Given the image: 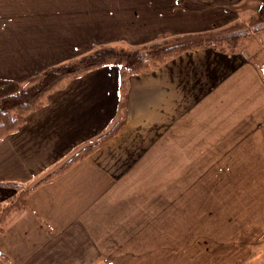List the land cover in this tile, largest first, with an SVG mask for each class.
<instances>
[{
	"label": "crops",
	"instance_id": "crops-1",
	"mask_svg": "<svg viewBox=\"0 0 264 264\" xmlns=\"http://www.w3.org/2000/svg\"><path fill=\"white\" fill-rule=\"evenodd\" d=\"M263 2L0 0V97L94 49L250 24ZM243 47L200 45L135 74L106 64L53 89L0 137V205L12 183L30 188L1 221L0 264H140V217L142 235L163 215L156 183L196 219L205 192L230 201L250 175L245 197L264 209V39Z\"/></svg>",
	"mask_w": 264,
	"mask_h": 264
},
{
	"label": "rangeland",
	"instance_id": "rangeland-1",
	"mask_svg": "<svg viewBox=\"0 0 264 264\" xmlns=\"http://www.w3.org/2000/svg\"><path fill=\"white\" fill-rule=\"evenodd\" d=\"M257 22L258 18H253L249 27L247 24L242 26H231L233 25L231 24L207 33L168 37L163 43L165 41L173 43V40L191 39L194 44H198L201 41L202 43L209 41L216 44L220 49L243 50L245 49L243 46L249 47L251 39L254 38L256 41L259 38L261 40L264 39V31H259L256 36L255 33H251V30L257 28ZM261 24L264 26V19L259 25ZM247 34L250 35L246 37ZM111 47L130 51L136 49L139 52H143L146 58L145 66H150L148 64L153 65L166 58L162 53L157 57V54L152 52L157 48L154 42L138 47ZM95 50L97 49L91 52ZM169 55L166 56L168 57ZM83 56L69 59L65 62L77 61ZM44 72L35 76L29 85L35 81L37 82ZM240 172L243 174L245 172L250 173L244 168ZM248 176L242 175L239 179L236 176L235 191H233L235 193H233L230 201L227 199L223 202L214 200L210 196L211 193L205 192V206L199 208L200 214L197 215L196 219L191 217L182 218L180 216L181 213L175 210L176 205L179 203L176 198L180 191L175 190V187L166 191L161 190L156 183L157 191L152 192V194L157 196L159 206L155 214L162 213L164 215L170 212V216H158L159 214H157V222L149 225V230L146 229L142 235L141 233L145 230L143 228L146 227L147 224L145 222L148 221V218L143 219L140 217L142 232L136 233V236H140L137 241L138 247L136 246V248L142 254L138 262L140 264H264V217H262L264 209L259 206L256 207L255 203L259 202L253 201L252 196L245 197L246 192L243 191V188L251 187L252 185L251 183L246 184V182H250V177H252ZM167 194L168 196H166ZM231 194L227 192L225 197H230ZM192 210L193 215H195L196 209ZM169 218H172V220H169ZM191 220H195L196 223L191 222ZM100 258L94 257V259ZM113 258L107 257L110 261ZM124 258L125 264L137 263L133 255L125 256Z\"/></svg>",
	"mask_w": 264,
	"mask_h": 264
},
{
	"label": "trees",
	"instance_id": "trees-1",
	"mask_svg": "<svg viewBox=\"0 0 264 264\" xmlns=\"http://www.w3.org/2000/svg\"><path fill=\"white\" fill-rule=\"evenodd\" d=\"M255 18H258L257 28H259V26L262 27V24H259L262 23L264 19V2L258 9ZM244 24L246 23L237 22L231 26H242ZM247 26L249 27V24H247ZM188 35L196 34H182L169 37H183ZM167 38L168 37H165L154 42V44L157 45V48L152 52L156 53L157 57L162 53L168 58L178 52L200 45H213L217 47L216 44L210 43L209 41L204 43L201 41L198 44H194L191 39L179 41L173 40V43H167V41H165L163 43ZM170 52H172L171 55H169ZM166 55L169 56L167 57ZM166 58L158 63L163 62ZM145 61V54L139 52V50L135 49L134 51H130L124 50L123 48L109 46L97 49L88 55L79 58L77 61L71 60L70 62H63L50 67L42 74V77L38 79L37 82L35 81L31 85H28L15 93L0 97V137L17 129L25 121L28 114L44 103L47 95L67 79L88 69L106 64L120 66L127 73L131 74L143 72L158 64H148L150 66H145ZM13 184L17 188V192L10 197V201L0 205V231L2 230L1 221L7 216V214H9V212L13 209H21L25 206L26 194L30 190V188L23 187L21 184L12 183V185Z\"/></svg>",
	"mask_w": 264,
	"mask_h": 264
},
{
	"label": "built area",
	"instance_id": "built-area-1",
	"mask_svg": "<svg viewBox=\"0 0 264 264\" xmlns=\"http://www.w3.org/2000/svg\"><path fill=\"white\" fill-rule=\"evenodd\" d=\"M260 70L264 74V59L260 62Z\"/></svg>",
	"mask_w": 264,
	"mask_h": 264
}]
</instances>
